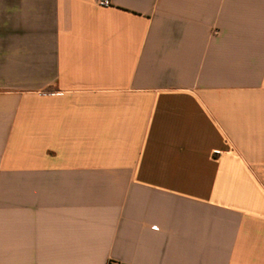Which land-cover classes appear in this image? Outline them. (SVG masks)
<instances>
[{"label": "crops", "instance_id": "crops-1", "mask_svg": "<svg viewBox=\"0 0 264 264\" xmlns=\"http://www.w3.org/2000/svg\"><path fill=\"white\" fill-rule=\"evenodd\" d=\"M0 0V264H264V0Z\"/></svg>", "mask_w": 264, "mask_h": 264}, {"label": "built area", "instance_id": "built-area-1", "mask_svg": "<svg viewBox=\"0 0 264 264\" xmlns=\"http://www.w3.org/2000/svg\"><path fill=\"white\" fill-rule=\"evenodd\" d=\"M97 3L99 6H102V7H107L110 5L108 0H97ZM106 264H116V262L113 260H108Z\"/></svg>", "mask_w": 264, "mask_h": 264}]
</instances>
